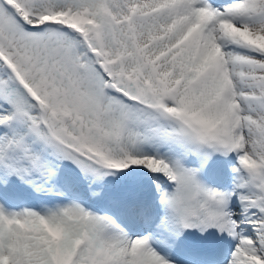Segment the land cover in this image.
Returning a JSON list of instances; mask_svg holds the SVG:
<instances>
[{
  "label": "snow or ice",
  "instance_id": "1",
  "mask_svg": "<svg viewBox=\"0 0 264 264\" xmlns=\"http://www.w3.org/2000/svg\"><path fill=\"white\" fill-rule=\"evenodd\" d=\"M0 264H264V0H0Z\"/></svg>",
  "mask_w": 264,
  "mask_h": 264
}]
</instances>
